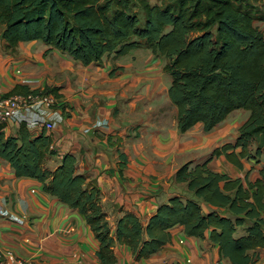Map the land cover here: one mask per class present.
Listing matches in <instances>:
<instances>
[{"label": "trees", "instance_id": "trees-1", "mask_svg": "<svg viewBox=\"0 0 264 264\" xmlns=\"http://www.w3.org/2000/svg\"><path fill=\"white\" fill-rule=\"evenodd\" d=\"M262 1L137 0L139 14L134 0H0L1 38L8 52L23 41L41 40L83 65L139 47L163 57V70L171 77L167 94L181 132L198 122L209 132L233 110L249 111L232 142L176 170L174 179L186 183L192 198L170 197L145 223L124 211L113 230L100 191L76 172L72 154L64 153L53 170L45 166L55 153L50 133L42 129L32 135L19 122L17 134L6 135L0 125V157L17 177L39 180L45 192L84 216L102 264H115L117 243L129 246L136 260L149 257L170 243L169 230L178 225L187 236L216 244L232 264L257 260V250L264 247V34L254 21L264 20L255 7ZM28 92L37 90L17 85L6 94ZM220 154L238 165L239 158L261 162L258 177L243 180L212 171L207 163Z\"/></svg>", "mask_w": 264, "mask_h": 264}, {"label": "crops", "instance_id": "crops-1", "mask_svg": "<svg viewBox=\"0 0 264 264\" xmlns=\"http://www.w3.org/2000/svg\"><path fill=\"white\" fill-rule=\"evenodd\" d=\"M1 29L0 94L17 85L22 90L57 88L65 110L49 112L55 153L47 156L45 166L53 170L64 153L72 154L76 172L100 191L112 230L124 211L145 223L170 197L192 198L186 183L174 179L176 170L188 161L202 162L214 148L232 142L247 118L237 120L239 111L233 110L209 132L201 122L181 132L177 108L167 94L171 77L163 70L165 59L148 48L117 57L106 54L98 63L83 65L41 40L23 41L8 52ZM18 126L9 120L3 131L16 135ZM28 129L32 135L42 130ZM232 158L220 154L207 166L233 178L258 177L261 162L239 158L238 165ZM169 232L170 243L147 258L136 260L129 246L115 244V264H232L207 238L187 236L180 225ZM97 249L98 241L77 209L45 192L39 180L17 177L0 157L1 252L12 251L31 264H102ZM257 253L251 264H264V247Z\"/></svg>", "mask_w": 264, "mask_h": 264}, {"label": "built area", "instance_id": "built-area-1", "mask_svg": "<svg viewBox=\"0 0 264 264\" xmlns=\"http://www.w3.org/2000/svg\"><path fill=\"white\" fill-rule=\"evenodd\" d=\"M15 73L19 69L14 70ZM64 101L57 92L47 89L36 93L5 95L0 94V125L9 120L24 122L28 128L39 127L50 133L54 120L49 116L53 109L65 110ZM264 233V219L262 222ZM0 264H31L28 260L17 257L12 251H0Z\"/></svg>", "mask_w": 264, "mask_h": 264}, {"label": "rangeland", "instance_id": "rangeland-1", "mask_svg": "<svg viewBox=\"0 0 264 264\" xmlns=\"http://www.w3.org/2000/svg\"><path fill=\"white\" fill-rule=\"evenodd\" d=\"M134 1L136 2V5L134 6V10H136L139 14H141V10L139 9V7L137 5V0H134ZM148 1L150 3L156 2V0H148ZM255 7L257 8L258 14L264 13V2L263 1L256 3ZM254 23H255V25H257L259 27V29H261V31L264 34V20H255ZM234 111H236V112L239 111L238 116L236 117L237 120H239V121L244 120L249 114V111L245 110V109H236Z\"/></svg>", "mask_w": 264, "mask_h": 264}]
</instances>
